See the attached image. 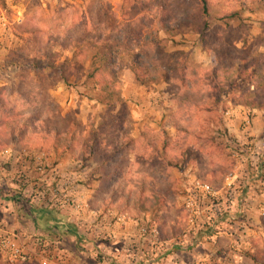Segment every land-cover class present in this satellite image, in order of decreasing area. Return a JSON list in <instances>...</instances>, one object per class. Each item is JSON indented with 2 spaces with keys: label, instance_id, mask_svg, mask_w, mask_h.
Here are the masks:
<instances>
[{
  "label": "trees",
  "instance_id": "obj_1",
  "mask_svg": "<svg viewBox=\"0 0 264 264\" xmlns=\"http://www.w3.org/2000/svg\"><path fill=\"white\" fill-rule=\"evenodd\" d=\"M210 5L211 0H122L115 9L106 6L94 16L87 8L86 19L80 24H67L69 31L64 38V34L48 27L24 21L19 27L27 34L28 45L13 49L6 61L17 66L19 82L24 84L30 69L39 84L50 76V72L43 74L46 68L56 69L63 81L81 71L85 80L98 89L106 107L98 122L85 130L73 114L52 117L48 109L39 110L34 96L27 91L26 107L30 112L21 118L20 125L15 126L16 120H7L6 128L0 129V139L17 133L19 148H29L35 142L50 143L54 150L60 149L81 164L96 162L100 184L109 196L106 203L117 212L166 211L169 188L173 187L171 171L201 159L187 149L186 141L197 132V113L205 109L209 98L227 91L234 104L264 110V52L224 62L217 53L224 32L220 26L208 31L204 22ZM238 17V10H229L219 19L227 24L228 19ZM157 24L171 35L181 24L194 29L202 48L211 55L212 67L190 68L182 60L169 57L163 51L166 40L155 35ZM55 49L71 52V57L59 65L53 60L48 62ZM77 57L82 58L79 61ZM124 57L139 85L161 81L169 84L176 103L168 119L175 130L173 138L165 130H145L136 138L131 136L130 112L118 88L115 69L116 61ZM7 147L0 140V150ZM135 167L142 171L137 173ZM159 237L167 239L163 230H159ZM246 255L254 264H264V254Z\"/></svg>",
  "mask_w": 264,
  "mask_h": 264
},
{
  "label": "rangeland",
  "instance_id": "obj_2",
  "mask_svg": "<svg viewBox=\"0 0 264 264\" xmlns=\"http://www.w3.org/2000/svg\"><path fill=\"white\" fill-rule=\"evenodd\" d=\"M121 1L18 0L21 14L8 11L9 28L19 33L21 28L18 24L27 21L36 27H48L64 34L61 36L64 38L69 31L67 24H80L79 22L86 19L87 8L94 16L96 13L100 14L99 11L106 6L115 9ZM229 10H238L239 17L228 19L225 24L219 18ZM204 22L207 24L206 30L211 31L213 27L220 26L224 32L221 36L223 42L217 48V53L224 62L264 52V0H211ZM155 30L157 38L166 40L163 51L169 53V57L182 60L190 68L212 67L211 55L202 48L199 34L188 25L177 26L173 35L158 24ZM22 36H14L13 47H27L28 41L24 40L27 35ZM53 54L48 62L53 60L57 65L66 57H71V52H59V49H55ZM77 58L80 61L82 57ZM115 69L118 88L130 112L131 136L136 138L145 130H165L173 138L175 130L168 125V119L175 112L176 103L169 84L161 81L151 85H139L127 69L125 57L116 61ZM45 71L44 75L50 72L45 83H37V77L30 69L22 84L19 82L17 66L10 63L0 66V129L6 128L7 120H16L15 126L22 124L21 118L30 112L26 107L27 91L34 96L37 108L41 110L43 107L45 111L48 109L53 112L52 117L73 114L85 125V130L95 125L106 106L98 89L85 80L83 72L71 74L63 81L56 69L49 71L46 68ZM204 108L196 116L197 132L188 136L186 141L187 149L202 161L198 159L171 171L169 178L173 181V187L169 188L171 194L166 199V211H148L151 218L149 222L158 230H163L167 239L174 240V246H179L177 240L186 239L191 243L183 244L185 251L207 253L206 257H200L197 261L195 254H186L188 264H254L246 252L264 254V120H259L257 124L260 134L255 136L248 133L256 123L255 115L259 112L264 116V110L234 104L227 91L215 99L209 98ZM229 108L246 112L244 117H248V124L245 118L241 119L240 129L244 131L240 135L229 129V121L233 118L225 113ZM0 140L7 143V148H16L22 153L53 149L50 143L40 142H35L29 148H19L21 142L17 133L6 135ZM55 151L60 152V149ZM90 163L92 168L83 181L90 187L95 186V203L100 201L108 207V193L100 184L101 172L97 169L96 162ZM203 165L206 168L202 170ZM134 170L137 173L142 171L140 167H135ZM193 177L221 190V194L215 203H200V214L191 225L182 205V195ZM228 177H232L231 187L235 192L233 198H229L231 191L226 187ZM223 197L233 202L229 210L224 205ZM139 214L133 210L129 216ZM153 218L158 221L153 223ZM219 237H226L227 245L220 244ZM100 256L97 260L101 263L103 258ZM165 256L167 255L162 254V257ZM0 264L11 263L0 259ZM26 264L39 262L33 257Z\"/></svg>",
  "mask_w": 264,
  "mask_h": 264
},
{
  "label": "crops",
  "instance_id": "obj_3",
  "mask_svg": "<svg viewBox=\"0 0 264 264\" xmlns=\"http://www.w3.org/2000/svg\"><path fill=\"white\" fill-rule=\"evenodd\" d=\"M17 4L18 0H0V66L8 64L13 49H23L13 47L14 36L27 35L9 28L8 11L21 14ZM245 113L237 111L229 121V129L236 135L244 131L240 124ZM254 119L248 134L257 136L261 132L257 124L264 116L258 112ZM10 150V155H0V221L18 233L31 255L40 254L43 248L44 255L55 264H188L186 254L191 252L183 249V244L191 243L188 240H177L179 246H174L172 239L141 233L143 224L151 219L150 213L129 216L132 213L95 203V186L83 181L92 168L90 161L81 164L68 154L48 149L39 151L45 155L46 169L37 172L22 152ZM69 198L80 207L74 208ZM223 198L225 207H232L233 202ZM227 240L218 239L223 245ZM191 254L197 261L207 253Z\"/></svg>",
  "mask_w": 264,
  "mask_h": 264
},
{
  "label": "built area",
  "instance_id": "obj_4",
  "mask_svg": "<svg viewBox=\"0 0 264 264\" xmlns=\"http://www.w3.org/2000/svg\"><path fill=\"white\" fill-rule=\"evenodd\" d=\"M237 109L229 108L225 113L227 116H234ZM248 124V117H244ZM10 148L0 150V155H10ZM25 157L33 163L37 172H44L46 169L45 155L42 152L36 151L33 153L23 152ZM232 177L227 178L226 187L229 191V197L233 198L235 192L232 189ZM221 190L214 189L209 183L203 182L196 177H193L188 187L184 189L182 195V205L185 209L188 223L193 225L200 214V203L203 201L214 202L219 198ZM69 203L74 208H79L80 203H77L74 199L69 198ZM141 233L144 236H150L152 238L159 237V230L154 225L143 224L141 227ZM44 249L41 248L40 254L31 255L27 247L20 241L18 233L14 230H10L0 221V259L4 262L16 264L28 262L31 258H37L39 264H55L50 257L44 255Z\"/></svg>",
  "mask_w": 264,
  "mask_h": 264
}]
</instances>
